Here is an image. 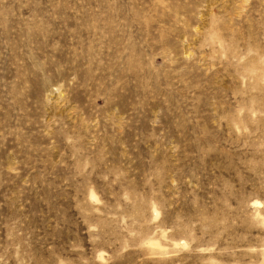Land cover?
Here are the masks:
<instances>
[{
	"label": "rangeland",
	"instance_id": "rangeland-1",
	"mask_svg": "<svg viewBox=\"0 0 264 264\" xmlns=\"http://www.w3.org/2000/svg\"><path fill=\"white\" fill-rule=\"evenodd\" d=\"M0 264H264V0H0Z\"/></svg>",
	"mask_w": 264,
	"mask_h": 264
}]
</instances>
